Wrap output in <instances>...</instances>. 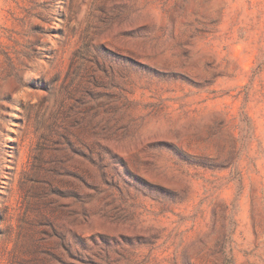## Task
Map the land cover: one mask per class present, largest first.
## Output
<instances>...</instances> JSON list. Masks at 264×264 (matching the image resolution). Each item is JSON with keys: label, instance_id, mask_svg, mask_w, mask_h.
<instances>
[{"label": "rangeland", "instance_id": "obj_1", "mask_svg": "<svg viewBox=\"0 0 264 264\" xmlns=\"http://www.w3.org/2000/svg\"><path fill=\"white\" fill-rule=\"evenodd\" d=\"M0 264H264V0H0Z\"/></svg>", "mask_w": 264, "mask_h": 264}]
</instances>
